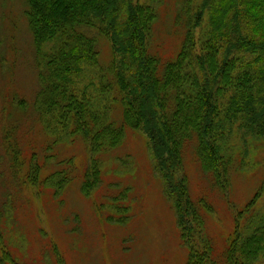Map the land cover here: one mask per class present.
I'll list each match as a JSON object with an SVG mask.
<instances>
[{"label":"trees","instance_id":"obj_1","mask_svg":"<svg viewBox=\"0 0 264 264\" xmlns=\"http://www.w3.org/2000/svg\"><path fill=\"white\" fill-rule=\"evenodd\" d=\"M160 2L26 0L40 78L35 109L56 138L81 134L87 141L86 195L101 182L97 154L120 145L126 128L143 132L193 264H216L203 233L201 209L207 207L191 196L183 151L195 142L202 169L227 196L235 138L247 144L248 135L264 137V0H181L177 21L184 39L166 61L150 50ZM89 31L109 41V69L101 67L98 40ZM89 66L101 69L106 102L77 88ZM115 103L122 106L121 121L112 115ZM68 179L58 172L46 182L60 189ZM263 195L264 180L236 211L227 264H258L264 256ZM119 201H112L117 211ZM0 264H25L7 250L1 229Z\"/></svg>","mask_w":264,"mask_h":264},{"label":"rangeland","instance_id":"obj_2","mask_svg":"<svg viewBox=\"0 0 264 264\" xmlns=\"http://www.w3.org/2000/svg\"><path fill=\"white\" fill-rule=\"evenodd\" d=\"M180 3L161 0L158 5L150 50L163 61L183 43ZM26 7V0H0V229L7 250L25 264H193L143 132L126 128L120 145L97 154L101 182L86 195L85 177L92 167L87 141L81 134L56 138L35 109L40 78ZM89 32L97 37L101 67L109 69V41ZM100 70L89 66L77 81V88L87 89L99 103L106 102L99 92ZM113 108V117L121 121L122 106ZM234 144L227 196L202 169L195 142L183 151L191 196L207 207L201 209L203 233L216 264L228 263L235 213L264 180V137L248 135L247 144L236 137ZM58 172L69 176L60 189L46 182ZM113 199L120 200V210ZM259 208L264 211V195ZM258 264H264V256Z\"/></svg>","mask_w":264,"mask_h":264}]
</instances>
